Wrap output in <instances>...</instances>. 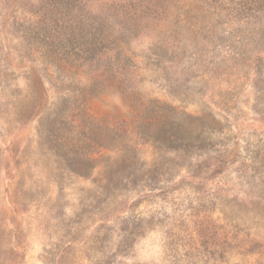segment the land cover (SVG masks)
<instances>
[{
	"label": "rangeland",
	"instance_id": "1",
	"mask_svg": "<svg viewBox=\"0 0 264 264\" xmlns=\"http://www.w3.org/2000/svg\"><path fill=\"white\" fill-rule=\"evenodd\" d=\"M230 1L0 0V264H264V0Z\"/></svg>",
	"mask_w": 264,
	"mask_h": 264
},
{
	"label": "trees",
	"instance_id": "2",
	"mask_svg": "<svg viewBox=\"0 0 264 264\" xmlns=\"http://www.w3.org/2000/svg\"><path fill=\"white\" fill-rule=\"evenodd\" d=\"M234 1L232 0V1H230V3H227V4H231V5H235V3H233ZM248 4L249 6H251V5H253V4H255V2H253L252 0H250V1H247V0H245V4ZM230 10V13H233V9L231 8V9H229ZM255 12L257 13V12H260L259 10H255ZM258 14V13H257Z\"/></svg>",
	"mask_w": 264,
	"mask_h": 264
}]
</instances>
